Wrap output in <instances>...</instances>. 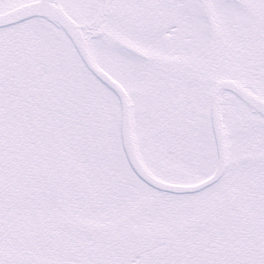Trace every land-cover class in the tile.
I'll return each mask as SVG.
<instances>
[{
	"label": "snow or ice",
	"instance_id": "obj_1",
	"mask_svg": "<svg viewBox=\"0 0 264 264\" xmlns=\"http://www.w3.org/2000/svg\"><path fill=\"white\" fill-rule=\"evenodd\" d=\"M0 264H264V0H0Z\"/></svg>",
	"mask_w": 264,
	"mask_h": 264
}]
</instances>
